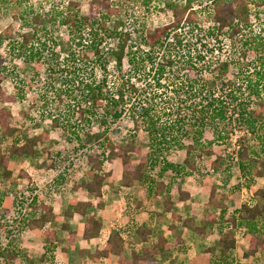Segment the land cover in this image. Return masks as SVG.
<instances>
[{
	"label": "trees",
	"instance_id": "trees-1",
	"mask_svg": "<svg viewBox=\"0 0 264 264\" xmlns=\"http://www.w3.org/2000/svg\"><path fill=\"white\" fill-rule=\"evenodd\" d=\"M127 1L88 0L86 14L80 13V7L76 1H70L67 6L60 9H49L45 13L33 11L30 15L31 28L20 32L19 39L14 38L9 41L12 49L21 51L26 62L42 60L47 65L48 73L54 76L53 79L62 83V87L55 89L56 97L53 100L63 102L70 95L74 97L75 102L72 104L78 114L79 125H73L69 120L65 121L66 114L51 113L53 126L69 131L84 147L87 142L82 139V130L90 128L92 130L90 132L95 133L90 137L89 143L95 136L97 137L98 147L91 148L92 151L88 157L89 179L73 185L75 189L85 188L90 198L102 197L105 180L109 175V171L105 169V163L110 162L121 166L122 187H131L139 182L149 181V197L157 198L161 194L166 196L161 204L165 211L171 212L170 227L176 233L173 245L168 244L164 235L152 238L151 226L137 225L135 227L137 240L143 243L140 254L133 252L131 259L125 257L126 239L122 235V229L119 228L109 235L104 248L94 251L91 257L99 261L102 257L116 254L120 264H157L158 256H165L172 246L178 245L181 248L184 246V240L178 231L179 227L190 228L201 237L215 234V244L206 249V252L210 253L208 264H231L233 252L237 246L238 233L250 236L245 256L264 254V186L256 187L253 192L254 201H244L232 210L227 207L224 200L230 195L239 198V194H232L235 191H232L230 195L229 193L220 194L216 191L217 187L213 186L207 198V205L219 209V214L208 212L205 219L197 222L194 216L183 218L181 214L174 211L176 202H184L191 196L189 192L180 189V196L177 199L171 197V190L177 183L176 176L173 175L166 182L157 180L146 170L147 164L152 166L159 164L161 169L158 176L161 178L164 172L170 169L176 171L178 176H190L195 172L196 164L189 156L195 151L201 157L203 153L211 152L208 149L209 146H205V141H203L207 128L215 125L217 137L225 139L235 126H239L253 132L257 142L250 144L246 138H239L237 151L239 169L245 176L264 180V160L259 153L264 152V37L261 34L244 36L243 25L239 17V2L241 1L139 0L147 10L155 1L159 5V10L170 12L171 18L166 23L150 27L146 18L143 17L142 24L139 23L133 29H125L122 27L124 23L122 17L127 9ZM254 2L259 4L264 0ZM205 4L208 7L204 10L202 5ZM198 6L201 7L198 8ZM47 22L67 31L69 42L66 53L69 60L76 63L77 60L85 62V59H89L92 66L90 75L84 74L83 76L82 72H79L83 67H77V71L73 70L70 73L68 71L65 73L58 68L59 64L54 61L58 42L51 39L53 37L43 39L42 36L48 33V30L43 29ZM241 34L237 70L231 71L237 80L229 75L230 60H222L213 67L212 61H208L209 63L204 66L212 74L209 80L203 74L205 67L198 66L199 62L203 64L206 55L200 51L196 55L185 52L186 48L199 43H213L214 47L222 49L224 44L230 42L231 45ZM2 43L3 39L0 38V44ZM159 50H162L160 55L156 53V51L159 53ZM110 56L115 58V66L120 71L118 79L112 84L109 82L107 70ZM177 56L179 59H176ZM125 63L128 69L124 68ZM175 63H178L185 72L182 87L185 92L204 89L203 87L198 88V85L210 87L220 83L224 98L231 99L230 103L226 99L216 101L208 97L204 98L200 91L199 101L180 102L171 112L172 118L163 122L160 117L151 113L147 103L139 102L140 99L137 96L139 88L132 74L147 68L155 70L157 79L160 80L158 75L162 78L166 69ZM0 67L4 68L1 61ZM96 68L102 70L101 79L94 72ZM241 84L248 90L251 99L245 100L237 97ZM127 106L129 109H126ZM230 106L233 107V114L229 115ZM127 110L136 118L135 120L142 122L147 132V153H144L143 148L128 137L115 141L110 134L112 125ZM97 126L101 128L99 133L95 131ZM89 134L87 131V135ZM169 135L171 137L168 139ZM101 137L103 140H100ZM49 138V133L44 132L28 136L24 141L12 140L7 153L0 150V206L3 199L13 190L10 183L15 182V178L12 177L13 171L9 168L10 157L12 155L38 157L41 152L45 151L51 158L53 157V162L49 164L53 166L56 163L53 151L51 152L44 145ZM166 144L186 151L182 164L170 163L167 158L160 159L157 151ZM257 145L259 152L256 149ZM133 154L139 155L137 163L134 161ZM219 160L220 156L213 162V165L216 166ZM20 175L28 177L23 170ZM236 187L239 188V185ZM93 198L72 199L65 211L67 219L74 212L84 216L83 237L85 239L99 236L103 227L101 217L96 213L87 212L88 207L95 204L101 208L103 206V203H94ZM236 201L237 199H234V203ZM55 218L53 204L32 198L22 208L20 215L13 220L16 222L13 231L20 232L36 227L45 228L44 252L40 256V261L28 260L25 264H47L55 260L54 252L60 240L57 239L53 228L46 227ZM67 219L62 224L64 229L69 228ZM3 227L5 228L6 225L0 220V229ZM75 236L74 231H69L68 238L71 243L75 241ZM0 256L5 264H11L16 257H21L22 261L28 257L23 249L15 247L13 241H9V245L4 247L0 244Z\"/></svg>",
	"mask_w": 264,
	"mask_h": 264
},
{
	"label": "rangeland",
	"instance_id": "rangeland-1",
	"mask_svg": "<svg viewBox=\"0 0 264 264\" xmlns=\"http://www.w3.org/2000/svg\"><path fill=\"white\" fill-rule=\"evenodd\" d=\"M70 1L78 2L80 13L86 14L88 12V0H0V38L3 39V43L0 44V61L2 62V66H4V68L0 67V150L7 153L12 140L19 139L20 141H24L28 136L48 132L50 138L44 142V145L51 152L53 151V156L56 160V163L50 166L53 162V157L51 158L45 151L41 152L38 157L30 155L11 156L9 166L14 173L12 177L15 178V182L10 183L13 190L3 199L2 205L0 206V220L6 225L5 228L0 229V244L1 247H4L9 245V241H13L15 247L28 248L27 253L29 255L23 261H16L13 264H25L28 260L38 262L43 251L42 247L45 241L43 240V243L40 242L39 231L38 234L32 237L29 236L27 230L20 232L13 231L14 223H16L13 220L20 215L21 209L32 198L38 201H47L55 206L59 213L55 223L58 228V235L62 240L65 239L66 231L60 227L65 216L64 211L69 207L70 199L72 200L73 197H82L81 193L85 191L83 187L75 190L73 185L79 184L82 180L89 179L87 173L89 169L88 157L92 151L91 148L98 147L97 145L99 143L97 142L96 136L89 143L90 137L95 134L90 132L92 131L90 128L82 130L81 132L83 141L87 142L84 147L80 145L74 135L69 131L53 126L51 113L66 114L67 116L64 117L65 121L69 120L73 125H79L78 114L74 110L73 105L75 102L74 97L70 95L63 102L53 100L56 97L54 94L55 89L62 87V83L53 79L54 76L48 73L47 65L42 60L36 59L31 62H26L23 59L21 51L12 49L9 44L11 39H19L20 32L31 28L32 19L30 15L33 11H42L45 13L49 9H60L67 6ZM236 1H241L239 2V17L243 25L242 32L244 36L246 35L248 37L250 34H261L264 37V2L256 4L254 2L256 0ZM127 2V9L122 17L124 22L122 27L125 29H133L139 23L142 24L141 20L143 17L146 18V22L150 27L166 23L171 18L170 12L159 10V5L155 1L150 4L148 10L139 0H128ZM195 5L197 7L198 4L196 3ZM206 5H202L204 10L208 7ZM200 7L198 6V8ZM43 29L48 30V33L42 35L43 39H48L50 36L53 37L51 39L58 42L56 52L54 53V61L59 64L58 68L62 69L65 73L66 71L70 73L73 70L77 71V67H83L81 70L79 69V72H82L83 76L84 74L87 76L90 75L92 66L88 61L89 59L84 60L86 63L78 60L76 63H73V61L69 60L66 53L69 42L68 33L65 29L48 22L43 26ZM241 37L242 34L238 35V39L232 42L231 45L230 42H227L222 49L214 47L213 43H199L191 48H186L185 52H187L186 54L193 53L196 55L200 51L206 55L203 64L199 62L198 66L205 67L203 74L209 80H211L212 74L204 66L206 63H209L208 61H212L213 67L222 60H230L231 68L229 69V75L237 80L231 74V71L233 69L237 70V63L240 58ZM50 48L52 49V47ZM137 50L140 53V50ZM156 53L160 55L162 50H159V53L156 51ZM176 59H179V57L177 56ZM108 63V79L112 84L118 79L120 71L115 66V58L110 56ZM124 68L128 69L127 63H125ZM94 72H96L99 79L103 77L100 68H96ZM155 72V70L146 68L140 72H133L132 77L139 88V92L137 93L140 99L139 102L147 103L146 105L150 108L151 113L160 117L163 122L172 118L171 112L180 102L187 101L189 103L191 101H199L198 97H201L200 91H202V97L204 98L208 97L210 100L216 101L217 99H226L230 103L231 99L224 98L220 83L210 87L198 85V88L203 87L204 89L185 92L182 88L185 72L180 68L178 63L170 65L162 78L158 75L160 80L157 79ZM240 86L241 89L238 90L237 97L245 100L251 99L245 86L242 84ZM67 103L73 104L69 105ZM126 109H129V106ZM230 114H233L232 106L229 107ZM135 119L130 111L127 110L112 125L110 134L115 141L128 137L136 145H140L144 153H147V132L144 130L142 122ZM216 128L215 125L208 127L203 140L205 141V146H209L208 149L211 152L209 154L203 153V157H201L195 151V153L189 156L196 164L195 172L192 175L181 177L178 176L179 174L176 171L170 169L165 171L161 178L158 176L161 165L156 164L152 166L147 164L146 166L149 175L151 174L157 180L168 182L173 175L176 176L177 183L171 190V197L177 199L180 196V189L189 192L191 196L184 202L175 203L174 207L178 209L183 218H186L187 214H190L192 211L197 222H200L203 218L205 219L208 212H213L215 215L219 214V209L208 207L207 205V198L213 186L217 187L216 191L220 194L229 193L230 195L232 191H235L232 194H239V198L230 195L229 198L224 200V203L231 210L244 201H254L253 192L256 187L259 185L264 186V180L262 178L245 176L238 166V140L243 137L247 139L248 143L255 144L257 142L254 133L247 130V128L235 126L228 137L219 139L216 135ZM87 131L90 133L89 135H87ZM95 131L99 133L101 132V128L97 126ZM170 137L171 135L168 136V139ZM100 140H103V137ZM38 148L41 149L40 146ZM256 149L259 152L258 145ZM157 152L160 159L167 158L173 164H182L186 156L184 149H179L170 144H166L165 147H162ZM259 153L261 155L260 157L264 160V152ZM133 155L134 161L137 163L139 155ZM219 156L220 160L214 166L213 162ZM105 169L109 171L105 183L106 185L109 184L110 187L112 186V200L116 206V213L109 219L113 221H110L109 224L118 227L124 223L122 221L125 220L126 222L133 217L132 195L122 192L124 199L121 200L122 198L119 197L123 189L120 180V165L107 162L105 163ZM22 170L28 174V177H22L20 175ZM148 184L149 181L136 184L137 191L140 194V197L137 199L138 201H134L137 205L136 208L143 211L147 206L152 207L156 205L160 210H154V216L158 220H163L166 213L161 202L166 196L165 194H161L157 198L149 197ZM237 185H239V188L236 187ZM115 192L117 194L116 196L113 195ZM234 199H237L236 203H234ZM115 208L112 206L111 212ZM95 210L98 209L95 207L91 209V211ZM79 217L81 216L78 215L76 219H79ZM168 218L170 221L171 217L169 213ZM73 223L74 225L77 224L75 222ZM132 229L133 227H130L127 233L128 236L132 233ZM186 231V239L189 240V243L185 244L187 248L185 247L184 250L178 252L180 256L178 264H208L210 253L206 252V249L215 244V234H210L208 237H201L189 229H186ZM237 239V246L233 252L231 264H264V254L258 253L255 256H245L244 253L248 248L250 239L249 235L238 233ZM93 247H96V245L94 244ZM56 251L58 253H55V260L47 264H97L92 260L89 251L84 253L76 247L70 248L67 251L68 253L63 252L61 248ZM0 264H5L1 256ZM113 264H116V262H113Z\"/></svg>",
	"mask_w": 264,
	"mask_h": 264
},
{
	"label": "crops",
	"instance_id": "crops-1",
	"mask_svg": "<svg viewBox=\"0 0 264 264\" xmlns=\"http://www.w3.org/2000/svg\"><path fill=\"white\" fill-rule=\"evenodd\" d=\"M10 159H11V157H10ZM9 168H10V166H9ZM10 169H12V168H10ZM27 171L29 172V170H27ZM136 186L137 185L135 184V185H133L131 187H122L126 191L125 190L123 191V189H122L121 190V194H120L121 196L119 195V197L122 198L121 200L124 199V196L122 195V192L131 194L132 195L131 203H132L134 211L132 212V216L133 217L130 220L126 219L127 220L126 222L123 219L124 221H122V222H124V223L120 224L118 227L109 224L110 221L111 222L113 221L112 219L109 220L110 217H113L114 213H116V208H115L116 206L114 205V201L112 200V190H111L112 186L110 187L109 184L106 185V183H105V185L103 187V195H102V197H97V198L91 197L90 198V196H89V194H88V192L86 191L85 188H84L85 191H83L84 193H81L82 197H80V198L79 197L78 198L77 197L76 198L73 197V199H82L83 198L82 200H87V199H92L93 198L94 203H97V202L103 203L102 208L97 206V204H95L93 206L88 207V209H87L88 213H96L103 220V227L101 229L100 235L97 236V237H94V238H90V239H85L83 237V231H84V226H85V221H84L85 218H84V216L82 214L78 213V212H74L67 219L66 213L64 211L65 216L63 217V221H62L60 227H61L62 230L66 231V236H65V239L62 240L59 237V235H58V233H59L58 232V228L55 225L59 213L56 210L55 206L53 205L54 206V212L56 214V218H55L54 221L49 222L46 227L47 228L48 227L53 228L56 231L57 239L60 240L56 250L61 248L63 250V252H67L68 250H70V248L76 247V248H78V250H80V251L82 250L84 253L89 251V255L91 256L92 253L94 251H96L97 249L104 248V246H105V244L107 242V239H108L109 235L112 232H114L116 229L122 228V235L126 239L125 248H124V255H125V257L127 259H131L133 252H136V253H139V254L142 252L143 243H141V242H139L137 240V234L135 233V227L137 225H140L142 227H147V226L150 227L151 226L152 227V233H153L152 236H151L152 238H156V237H158L160 235H164L166 237V239H167L168 244L173 245L174 241H175V238H176V233L170 227V225L172 223V219H170V221H169L168 213L170 214V217H171V212L165 211L166 215L164 216V219L163 220H158L156 218V216H154L155 215L154 210H156V211L160 210L156 205H153L152 207L147 206L143 211L138 210L136 208L137 205H136L135 202L138 201L137 199L140 197V194L137 191ZM75 190H77V189H75ZM113 195L116 196L117 195L116 192ZM98 200H100V201H98ZM112 206H114L115 210L111 212ZM93 207L97 208L98 210H95L96 212L95 211H91V209ZM175 208L176 207H174V211L179 213L178 209H175ZM78 215L82 217L81 220H80L81 217H79V219H76V217L78 218ZM190 216H193L192 211L190 212V214H187V217H190ZM66 219H67V224L69 226L68 229H64L62 227V224L64 222H66ZM73 222H75V224L76 223L77 224L74 225ZM130 227H133V229L131 231L132 233L130 234V236H128L127 233L129 232ZM44 229L45 228L36 227V228H33V229H29L27 231L29 232V236L30 237L35 236L36 234H38V231H39L40 232V237H39L40 238V242L43 243V240L45 241ZM186 229L191 230L190 228L179 227L178 231H179L181 237L183 238L184 243L188 244L189 240L186 239V233H187ZM69 231H74L76 233L75 241L73 243H71L69 241V238H68L69 237ZM191 231L194 232L193 230H191ZM195 233L196 232H194V234ZM94 244L96 245V247H93ZM185 244H184V246L182 248H180L178 245L172 246V248L170 249V252L166 253L165 256H163V257L158 256L157 264H178V260L180 259V256L178 255V252L185 249V247H186ZM18 248L23 249L25 254H26V256H29L28 253H27L28 252V248H25V247H18ZM42 249H43V251H42V253H43L44 252V247H42ZM56 250H55L54 254L58 253ZM42 253H41V255H42ZM92 260L95 261L93 258H92ZM16 261L21 262L22 261L21 257H19V258L16 257L11 264L15 263ZM113 262H116V264H120V262L118 261V255L110 254L107 257H102L99 261H95V263H97V264H113Z\"/></svg>",
	"mask_w": 264,
	"mask_h": 264
},
{
	"label": "built area",
	"instance_id": "built-area-1",
	"mask_svg": "<svg viewBox=\"0 0 264 264\" xmlns=\"http://www.w3.org/2000/svg\"><path fill=\"white\" fill-rule=\"evenodd\" d=\"M22 210V209H21Z\"/></svg>",
	"mask_w": 264,
	"mask_h": 264
}]
</instances>
